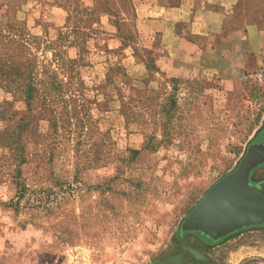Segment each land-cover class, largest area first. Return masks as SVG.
Wrapping results in <instances>:
<instances>
[{
  "label": "rangeland",
  "instance_id": "obj_1",
  "mask_svg": "<svg viewBox=\"0 0 264 264\" xmlns=\"http://www.w3.org/2000/svg\"><path fill=\"white\" fill-rule=\"evenodd\" d=\"M228 1L226 75L171 77L154 0H0V78L38 80L0 89V264H264V228L182 230L264 127V0Z\"/></svg>",
  "mask_w": 264,
  "mask_h": 264
},
{
  "label": "crops",
  "instance_id": "obj_2",
  "mask_svg": "<svg viewBox=\"0 0 264 264\" xmlns=\"http://www.w3.org/2000/svg\"><path fill=\"white\" fill-rule=\"evenodd\" d=\"M228 3L204 0L190 7V3L172 6L169 0H154L152 24L162 38L158 67L171 77L203 71L226 75L239 47L249 41L245 31L230 27Z\"/></svg>",
  "mask_w": 264,
  "mask_h": 264
},
{
  "label": "water",
  "instance_id": "obj_3",
  "mask_svg": "<svg viewBox=\"0 0 264 264\" xmlns=\"http://www.w3.org/2000/svg\"><path fill=\"white\" fill-rule=\"evenodd\" d=\"M253 140L237 166L214 183L188 213L183 231L221 242L243 229L264 226V181L252 177L264 165V144Z\"/></svg>",
  "mask_w": 264,
  "mask_h": 264
},
{
  "label": "trees",
  "instance_id": "obj_4",
  "mask_svg": "<svg viewBox=\"0 0 264 264\" xmlns=\"http://www.w3.org/2000/svg\"><path fill=\"white\" fill-rule=\"evenodd\" d=\"M102 1H103V3L105 5H111V2H112V0H102ZM170 4L172 6H175L171 2V0H170ZM0 66H1V64H0ZM10 69L12 70L13 68L10 67ZM3 70H4L3 68L0 69V74L5 76V74L2 73ZM15 77H16L15 79H23L25 77V80H24L25 81V88H23V90H24V93L26 95V100L27 101H32L34 99V93L37 91V85H38L37 81L38 80L36 81V78L32 74L27 73V72H25V74H24V73H22L19 70H17L15 72ZM15 79L14 80H10V79H7V77L5 79L4 78H0V89L6 88L7 90L11 91V87L10 86L6 87V86L7 85H12V83H15L16 82ZM18 187H19V196H18V198H19V201H20L21 199L24 198L28 188H25L24 186H20V185ZM46 200L49 201L50 198H46Z\"/></svg>",
  "mask_w": 264,
  "mask_h": 264
},
{
  "label": "flooded vegetation",
  "instance_id": "obj_5",
  "mask_svg": "<svg viewBox=\"0 0 264 264\" xmlns=\"http://www.w3.org/2000/svg\"><path fill=\"white\" fill-rule=\"evenodd\" d=\"M253 143L254 144H264V127L259 132V134L255 137V139L253 140ZM252 177L254 178V180L264 181V165H261L257 169V171L254 174H252ZM251 228H264V226H257V227H251Z\"/></svg>",
  "mask_w": 264,
  "mask_h": 264
},
{
  "label": "built area",
  "instance_id": "obj_6",
  "mask_svg": "<svg viewBox=\"0 0 264 264\" xmlns=\"http://www.w3.org/2000/svg\"><path fill=\"white\" fill-rule=\"evenodd\" d=\"M254 79L257 83L264 86V68H262L254 75Z\"/></svg>",
  "mask_w": 264,
  "mask_h": 264
}]
</instances>
